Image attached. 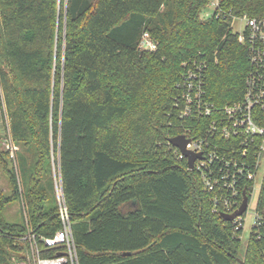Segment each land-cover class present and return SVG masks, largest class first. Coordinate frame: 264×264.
<instances>
[{
	"label": "trees",
	"instance_id": "1",
	"mask_svg": "<svg viewBox=\"0 0 264 264\" xmlns=\"http://www.w3.org/2000/svg\"><path fill=\"white\" fill-rule=\"evenodd\" d=\"M209 3L0 0V106L19 148L0 151L10 186L0 192V264L26 259L17 237L29 229L61 228L57 176L80 264H264V176L243 248V228L213 210L202 173L169 143L210 122L175 106L185 62L205 67L216 109L244 96L250 63L233 21L264 19V0H222L223 14L204 18ZM144 32L154 52L139 48ZM16 203L21 222L5 215Z\"/></svg>",
	"mask_w": 264,
	"mask_h": 264
},
{
	"label": "built area",
	"instance_id": "2",
	"mask_svg": "<svg viewBox=\"0 0 264 264\" xmlns=\"http://www.w3.org/2000/svg\"><path fill=\"white\" fill-rule=\"evenodd\" d=\"M222 0H210L212 14H223ZM231 15V14H229ZM245 22L241 33H236L240 44L248 50L250 70L245 81V92L239 102L216 109L206 99L205 67L194 62L183 64L185 71L178 85L179 97L176 108L181 118L210 119L204 133L199 137H187L186 149L201 154L193 169L202 173L205 190L212 194L214 211L223 208V214H232L243 201L237 197L247 182L258 177L264 158V19L234 17ZM233 21V23H234ZM143 51L154 52L157 43L148 32L139 41ZM262 140V143H261ZM177 157L188 159L176 148ZM61 228L52 237L28 232L17 239L26 245V259L15 264H80L74 238L73 223L65 202L60 178H55ZM256 183L253 186V191ZM235 230L244 228V216L233 221ZM259 224L256 216L254 226Z\"/></svg>",
	"mask_w": 264,
	"mask_h": 264
},
{
	"label": "rangeland",
	"instance_id": "3",
	"mask_svg": "<svg viewBox=\"0 0 264 264\" xmlns=\"http://www.w3.org/2000/svg\"><path fill=\"white\" fill-rule=\"evenodd\" d=\"M65 1V2H64ZM65 4L66 7V0H60V5ZM213 8L210 6L206 9V11L203 13V16L207 14H212ZM204 16V17H205ZM245 26V22L236 19L233 23V32L234 33H241L243 31V28ZM6 123V124H5ZM0 125L3 130V138L0 140V151L2 150H8V137L6 135L7 130V112L5 106H0ZM262 167L260 169V172L258 174V177L256 179V185L254 188V192L252 193L251 200L249 202L247 213L244 215V228H243V234L241 235L242 239V247L245 248V246L248 243V238L250 236L251 230L254 227V222L256 220V208L257 203L260 195L261 190V183L264 176V158L262 159ZM56 178V177H55ZM58 178V176H57ZM4 185L5 187L8 186V178L3 172L2 168L0 167V186ZM214 210V209H213ZM6 217L13 222H21L22 220V211L19 204H13L11 205L7 211L5 212Z\"/></svg>",
	"mask_w": 264,
	"mask_h": 264
},
{
	"label": "water",
	"instance_id": "4",
	"mask_svg": "<svg viewBox=\"0 0 264 264\" xmlns=\"http://www.w3.org/2000/svg\"><path fill=\"white\" fill-rule=\"evenodd\" d=\"M189 140L185 138V136H177L174 138H171L169 140V143L175 147L178 148L181 153L188 159V166L190 169H193L195 166V162L197 159H201L202 155L201 154H194L186 149L187 145L189 144ZM249 206V199L247 196H245L244 201L241 205V207L236 210L232 214H222L221 217L223 220L228 221V222H233L236 219L244 216L247 213Z\"/></svg>",
	"mask_w": 264,
	"mask_h": 264
},
{
	"label": "crops",
	"instance_id": "5",
	"mask_svg": "<svg viewBox=\"0 0 264 264\" xmlns=\"http://www.w3.org/2000/svg\"><path fill=\"white\" fill-rule=\"evenodd\" d=\"M8 142H9V145H8L7 149H8V151H10L11 157L14 158L15 152L18 151L19 148L13 144V142H12V140L10 138H8ZM9 190H10L9 182H8V186L7 187H5L4 185L0 186V192L7 193V192H9Z\"/></svg>",
	"mask_w": 264,
	"mask_h": 264
}]
</instances>
